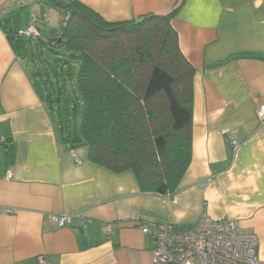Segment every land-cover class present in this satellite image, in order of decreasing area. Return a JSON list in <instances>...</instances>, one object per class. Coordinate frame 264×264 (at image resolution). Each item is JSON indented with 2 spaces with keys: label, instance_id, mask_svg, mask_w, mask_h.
Returning a JSON list of instances; mask_svg holds the SVG:
<instances>
[{
  "label": "crops",
  "instance_id": "1",
  "mask_svg": "<svg viewBox=\"0 0 264 264\" xmlns=\"http://www.w3.org/2000/svg\"><path fill=\"white\" fill-rule=\"evenodd\" d=\"M78 1L112 22L174 13L195 68L192 160L178 190L158 194L132 171L94 163L87 146L65 145L17 34L36 23L48 38L59 20L48 24L45 0H0V264H38L41 254L49 264H153L142 227L187 229L204 210L254 232L264 264V0ZM14 18L23 23L10 29ZM53 213L73 220L60 227Z\"/></svg>",
  "mask_w": 264,
  "mask_h": 264
},
{
  "label": "trees",
  "instance_id": "2",
  "mask_svg": "<svg viewBox=\"0 0 264 264\" xmlns=\"http://www.w3.org/2000/svg\"><path fill=\"white\" fill-rule=\"evenodd\" d=\"M45 1L64 20L48 38L38 26L41 38L25 42L64 144L132 171L144 192L175 193L192 160L195 68L174 13L112 22L78 0Z\"/></svg>",
  "mask_w": 264,
  "mask_h": 264
},
{
  "label": "built area",
  "instance_id": "3",
  "mask_svg": "<svg viewBox=\"0 0 264 264\" xmlns=\"http://www.w3.org/2000/svg\"><path fill=\"white\" fill-rule=\"evenodd\" d=\"M24 39L37 40L41 31L36 23L18 31ZM259 117L264 121V104L259 108ZM234 149L239 143L234 142ZM11 213L16 210L7 208ZM54 224L69 225L73 216L66 213H53ZM108 237L112 225L105 226ZM154 241L153 264H259V238L254 232L243 230L229 218L215 219L206 210L190 228L177 230L171 222H160L142 227ZM38 264H49L46 255L37 258Z\"/></svg>",
  "mask_w": 264,
  "mask_h": 264
},
{
  "label": "rangeland",
  "instance_id": "4",
  "mask_svg": "<svg viewBox=\"0 0 264 264\" xmlns=\"http://www.w3.org/2000/svg\"><path fill=\"white\" fill-rule=\"evenodd\" d=\"M49 10H50V20L48 21V24L50 25L51 23H54V22H56V21H58V23L56 22V24H51V26L50 27H46V28H44V32L47 34V35H51V34H53L54 33V30H58L59 29V27H60V19H61V17L63 18V20H64V16H61L60 15V12L59 11H55L53 8H51V7H49ZM23 23V20L22 19H19V18H14V19H12L11 20V23L9 24V28L10 29H15V27H17V25L19 26L20 24H22ZM52 26L53 27H55V28H52ZM58 27V28H57ZM11 31H13V32H15L16 30H11ZM31 64H32V62H31Z\"/></svg>",
  "mask_w": 264,
  "mask_h": 264
}]
</instances>
